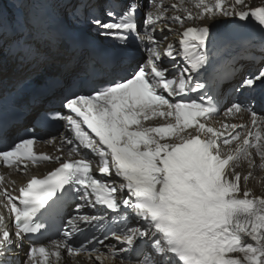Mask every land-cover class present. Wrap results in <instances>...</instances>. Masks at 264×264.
Segmentation results:
<instances>
[{"label":"snow or ice","instance_id":"snow-or-ice-1","mask_svg":"<svg viewBox=\"0 0 264 264\" xmlns=\"http://www.w3.org/2000/svg\"><path fill=\"white\" fill-rule=\"evenodd\" d=\"M16 3L35 11L0 26V103L33 110L41 126L62 122L70 135L46 141L56 155L35 150V134L0 150V163L26 177L0 189L10 216L0 214V264H65V256L75 264L81 254L89 264H264V192L248 186L255 169L264 172V115L255 101L222 102L211 79L235 68L234 44L217 25L252 23L264 33V0H146L142 20L139 0L123 10L108 0L99 13L95 0ZM82 21L114 48L135 43L144 55L129 71L113 53L82 49L73 27ZM165 30L178 47L158 39ZM53 63L62 69L56 90L24 77ZM258 83L264 70L235 91ZM241 113L248 122H228ZM5 128L0 121V134ZM40 163L57 166L27 173ZM65 195L77 201L67 216ZM48 231L58 238L31 239Z\"/></svg>","mask_w":264,"mask_h":264},{"label":"bare ground","instance_id":"bare-ground-1","mask_svg":"<svg viewBox=\"0 0 264 264\" xmlns=\"http://www.w3.org/2000/svg\"><path fill=\"white\" fill-rule=\"evenodd\" d=\"M7 2H11V0H6ZM247 4H249L250 6H255V5H258L262 2V0H246ZM11 5L13 4L10 3ZM13 7V5H12ZM219 25V24H218ZM217 25V26H218ZM163 36H168L169 37V41H165V43L167 42H173L174 44L177 45L178 47V44H177V41L174 39V37L172 36V34L168 33L166 30L165 32L163 33V35H161L160 33H157V37L158 39H163ZM177 60H179V57L177 58ZM168 62V59L165 58L163 63L166 64ZM221 118L220 117H217V118H214L213 122H217V121H221L220 120ZM244 119L247 120L248 122V115L242 113L241 115L237 116L236 119H234L235 121H232L234 123H238L239 121H243ZM162 121L157 118L153 121H150L148 123H151L153 125L155 124H159L161 123ZM218 125V124H217ZM64 134L67 136V134L64 132ZM49 167L48 166H45L44 169H47ZM41 170H43V168L41 166L37 167L36 169H33L32 171L33 172H40ZM246 171V166H245V169ZM27 172H30L29 170H27ZM14 177H16L17 179L21 180L23 179V175H19V174H14L13 175ZM248 186L253 188L254 191H256L257 193H261V192H264V172H261L258 168L254 170V178L253 179H250L249 182H248ZM91 212V210H89ZM65 264H74V261L73 260H69L68 258H65ZM75 264H89V261L87 259H83L81 257H78V258H75Z\"/></svg>","mask_w":264,"mask_h":264},{"label":"water","instance_id":"water-1","mask_svg":"<svg viewBox=\"0 0 264 264\" xmlns=\"http://www.w3.org/2000/svg\"><path fill=\"white\" fill-rule=\"evenodd\" d=\"M222 25H224V24H222ZM225 25H226V24H225ZM225 27H227V25H226Z\"/></svg>","mask_w":264,"mask_h":264}]
</instances>
